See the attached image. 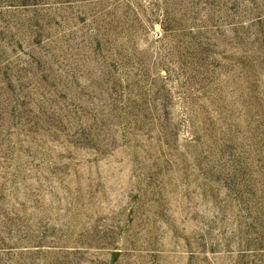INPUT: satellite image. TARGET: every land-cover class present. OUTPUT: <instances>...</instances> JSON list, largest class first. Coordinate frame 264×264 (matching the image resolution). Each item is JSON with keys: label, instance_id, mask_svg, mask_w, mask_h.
<instances>
[{"label": "rangeland", "instance_id": "rangeland-1", "mask_svg": "<svg viewBox=\"0 0 264 264\" xmlns=\"http://www.w3.org/2000/svg\"><path fill=\"white\" fill-rule=\"evenodd\" d=\"M0 264H264V0H0Z\"/></svg>", "mask_w": 264, "mask_h": 264}]
</instances>
